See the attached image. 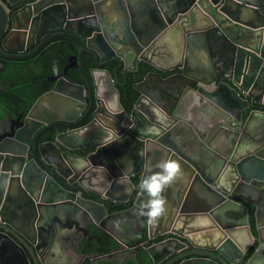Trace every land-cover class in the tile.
Masks as SVG:
<instances>
[{
  "label": "water",
  "instance_id": "1",
  "mask_svg": "<svg viewBox=\"0 0 264 264\" xmlns=\"http://www.w3.org/2000/svg\"><path fill=\"white\" fill-rule=\"evenodd\" d=\"M19 1L0 0V55L28 56L57 36L75 52L23 118L8 112L17 121L0 125V236L21 251L19 264H59L57 241L64 264L101 255L75 250L82 236L98 238L85 223L117 241L107 255L165 234L156 243L180 237L190 247L163 264H231L253 244L242 264L264 254V109L254 107L264 101V0H77L79 10ZM141 62L150 68L131 82L127 110L118 87ZM70 65L81 79L66 75ZM47 129L53 138L38 140ZM76 147L90 152L68 151ZM168 158L182 176L149 223L136 214L148 199L138 185ZM121 202L130 203L109 211ZM120 214L116 232L108 220ZM47 240L54 254L41 257Z\"/></svg>",
  "mask_w": 264,
  "mask_h": 264
},
{
  "label": "flooded vegetation",
  "instance_id": "2",
  "mask_svg": "<svg viewBox=\"0 0 264 264\" xmlns=\"http://www.w3.org/2000/svg\"><path fill=\"white\" fill-rule=\"evenodd\" d=\"M72 1H76V2H72ZM130 1H134V0H129V2ZM136 1H138V0H136ZM25 2H26L25 0H21V1H19V3H17L16 6H13V7L21 6ZM70 2L73 6H78V7L73 8V9L79 10V9L84 7V6H80L81 2H78L77 0H70ZM41 37L42 36H39L36 39V41H34V43H36L39 39H41ZM33 38H34V36H31V38L29 40L27 39V40L23 41V43H21V44L13 43L12 45H18L19 44L23 47V51H26L27 50L26 46L31 44V41ZM59 52H61L63 54V57L65 58L64 62L60 66L57 65V62H58L57 57H58ZM74 53H75L74 49L70 46L69 40L62 37V36H57V37H54L50 40L45 41L43 44L40 45V47L35 52H33L32 54H30L28 56L13 58V57H6V56L0 55V59L3 60V61L0 60V91L3 90L5 87H7V88H10L11 90H13L14 92H16V94H17L16 96L18 98H20V97L23 98L24 96H26V93L24 95V93L21 90L24 89L26 91H29L34 86V84H36V83L40 84V81H42V80L43 81H49L50 85H51V82H52L51 77L55 74L53 72V65L58 67V69L60 70L65 64L71 62V55H73ZM45 55H49L51 62L45 68H42L41 67V58ZM82 56H83V54H82ZM110 62H112V65H111V68H112V66L116 64V61L113 60ZM110 62H106V63H110ZM141 64H144V67L146 65L143 62H141L139 65H141ZM71 67H74V65H70V66L66 67V75L67 76H68V70ZM139 67H137V68H139ZM149 68H150V66H149ZM149 68H146V69H149ZM41 71H42L43 76L38 75ZM117 72H118V75L120 73H121V75H123L124 70L122 68H120L119 71H117ZM2 75H3V78L1 77ZM130 78H131V76H130ZM11 79H12V82H10ZM4 82H9V83H4ZM50 85H49V87H50ZM49 87H47V88H49ZM15 88H17V89H15ZM13 95H15V94H13ZM119 100H120V92H119ZM12 102H13V105L10 104L11 106H4L3 104L0 103V116H2L4 118V120H0V125H11V124L14 125V122H16L17 120L14 118V116H11V114H9L8 112L13 113L15 116H18L21 112V117L23 118V116L26 114L30 104L32 103V101H31L29 106L24 111H21L20 106H21L22 102L17 101L15 103L14 100ZM263 105H264V101L260 104H255L254 107L255 108H262ZM252 107L253 106H250L246 110H243V112H242L243 116H245L247 114L248 110H250ZM262 109H264V108H262ZM90 118H91L90 116L87 117L83 123H86ZM104 120H106V119H104ZM46 134H48V136L45 137L44 139H41V137L45 136ZM52 138H53L52 130L47 129L39 135L38 140L44 141L46 139H52ZM112 145L114 147L115 152L120 151L118 141L113 142ZM60 149H61V151L67 150L64 147H61ZM68 151H70L72 153L82 154V155H86L87 153L90 152L89 149H86L83 147H76L73 149H68ZM129 203L130 202L116 203L114 206L109 207L108 209H109V211L114 210V209H121L124 206H127ZM249 211H252L251 206H249ZM121 216H122V214H120L118 216H114V217L110 218V220H108L109 227L111 229L115 230L116 232L119 231L116 223H118L117 220H118V218H121ZM248 216H249V224H250L251 230L254 231V228L252 225V220L250 217V213L248 214ZM84 226L86 228L87 234H91V233H97L98 234V230L106 232L101 227H99L95 224H92V223H88V224L85 223ZM71 227L74 229V232H77V229H75L74 225H72ZM106 233H108V232H106ZM165 236H168V235L167 234L163 235V237H165ZM92 239L99 240V242L102 241L99 239V234H98V238H96L94 236H92L90 238H86L85 236H82L81 239L78 240V243H79L78 245H79L80 249H78V247L74 246L75 250H77V251L80 250L83 253L95 252V253H100L101 255H95L92 257H88V260L85 259L84 257H82L81 258L82 264H87L88 261H90V264H96L98 259L103 258L105 256H110L112 254V252H116L117 255H119L121 258H124L128 254H134L135 255V253L137 252V249H138V248L137 249H127V248L115 249V250L111 251L110 255H107L106 253L108 251H110V249L106 252L95 251L92 249H85V247L83 245H85L86 242H90V240H92ZM156 241H153L149 244H146L147 243L146 242L142 248H145L147 253H151V251H152L151 249L155 248V246L158 245V249H156V250L159 251L162 247H164L167 249L165 253L169 252V254L166 255L167 257H165V259L163 261H158L159 258H157V259L152 258L151 261L154 260V261H156V263L151 262V264H163L164 262L171 260V258L175 254L181 253V252L189 249V247H190L187 243L184 242V239L180 238V237H177L176 239H173V238L168 239L166 242L164 241L163 243H161V242L156 243ZM50 242H51V240H47L45 242L44 249L41 250V252H40L41 257H44L47 254H49L50 256H51V254L52 255L54 254L52 251H50V252L48 251L49 250L48 247L50 245ZM254 245L255 244H253L252 247L249 248L245 253H243L239 258H237L236 260H233L231 262V264H242L247 259L249 254L251 253ZM146 246H148V247H146ZM24 250L27 254L28 259L31 260L27 250L25 248H24ZM153 250H155V249H153ZM248 251H250V252L245 257L244 255ZM16 253L20 254L21 251L19 249H15L13 247L12 241H10L9 239H6L5 237L3 240L0 238V258L2 259L1 261L4 262V264H19L20 263L19 259L17 256H15ZM45 263L46 264H52L51 260L49 261L48 259Z\"/></svg>",
  "mask_w": 264,
  "mask_h": 264
},
{
  "label": "trees",
  "instance_id": "3",
  "mask_svg": "<svg viewBox=\"0 0 264 264\" xmlns=\"http://www.w3.org/2000/svg\"><path fill=\"white\" fill-rule=\"evenodd\" d=\"M57 58H58L57 65L60 66L64 62L65 58L63 57V54L61 52L58 53ZM50 62L51 61H50L49 55L43 56L41 58V67L45 68L48 64H50ZM83 64H84L85 68H89L90 66L93 65L92 56L86 52L83 53ZM111 65H112V62L106 63V66L108 68H110ZM139 66L138 67L140 69L138 68V70L131 73V78H129L125 82L124 86L118 87L119 92H120L121 103L123 104V106L127 110L129 109L132 100L136 96V91L134 88H132L131 82L134 79H136V74L138 73V71L144 72L146 70V68H149V66H146V65L144 67V64H141ZM38 75L43 76L42 71ZM68 76H69V78H72L75 80L81 79V74H80V70H79L78 66L71 67L68 70ZM1 77L3 78V75ZM122 77H123V75H121V73H120L119 78L122 79ZM10 82H12V79L10 80ZM4 83H9V82H4ZM49 85H50L49 81H43L42 80V81H40V84H37V83L34 84V86L29 91H26L24 89L23 90L20 89L24 93V95L26 93V96H24L23 98L20 96H19L20 98H18L16 96L17 95L16 92L11 90L10 88L5 87L3 90L0 91V103L3 104L4 106H11V105H13V102H12L13 100L15 101V103L17 101H21L22 104L20 106V110L24 111L29 106V104L31 103L33 98L39 92H41V91L45 90L47 87H49ZM15 89H17V88H15ZM13 94H15V95H13ZM262 108H264V105L262 106ZM48 134L41 137V139H44L45 137H47ZM98 234H99V239L102 241L99 242V240L92 239V240H90V242H86V244L83 245L85 247V249H92L95 251L106 252L111 248L117 247V245H118L117 241L112 236H110L108 233L98 230ZM162 237H163V235H158V236L154 237L153 239H149L146 244H149L153 241H156ZM166 250H167L166 248L162 247L159 251L153 250V251H151V253H147L145 248L140 247L137 249V252L135 253V255L134 254H128L124 258H120L116 252H112V254L110 256H105L103 258L98 259L96 264H151L152 258L153 259L159 258L162 254H164L166 252ZM249 252L250 251H248L244 256L246 257Z\"/></svg>",
  "mask_w": 264,
  "mask_h": 264
},
{
  "label": "clouds",
  "instance_id": "4",
  "mask_svg": "<svg viewBox=\"0 0 264 264\" xmlns=\"http://www.w3.org/2000/svg\"><path fill=\"white\" fill-rule=\"evenodd\" d=\"M53 72H59L58 67L55 65H53ZM84 131H87V129ZM147 131L153 132L157 130L148 129ZM81 135L83 136V133ZM113 141L114 140L109 138L105 145ZM138 154L141 156L143 155V153ZM156 167L159 171H150L149 174L145 175L140 180L138 185L141 195L146 194L148 199L146 202L140 203L139 208L136 210V214L146 217L149 223H155L163 214L166 204L164 192L182 176L181 166L179 162L174 159H165L158 163ZM61 235H63V233ZM53 251L55 255L60 258L59 264H64L63 253L59 241L54 245Z\"/></svg>",
  "mask_w": 264,
  "mask_h": 264
},
{
  "label": "crops",
  "instance_id": "5",
  "mask_svg": "<svg viewBox=\"0 0 264 264\" xmlns=\"http://www.w3.org/2000/svg\"><path fill=\"white\" fill-rule=\"evenodd\" d=\"M49 104V103H48ZM0 238L3 240L4 238L2 236H0ZM153 249H158V245L155 246V248ZM153 249H151L153 251ZM169 252L167 253H164L162 254L160 257H159V260L158 261H163L165 259V257H167L166 255H168ZM119 256V255H118ZM120 257V256H119ZM121 258V257H120ZM2 259L0 258V264H4V262L1 261ZM2 262V263H1ZM252 264H264V254L261 253L259 254L256 259L253 260Z\"/></svg>",
  "mask_w": 264,
  "mask_h": 264
}]
</instances>
